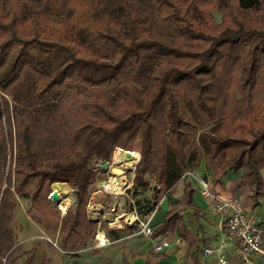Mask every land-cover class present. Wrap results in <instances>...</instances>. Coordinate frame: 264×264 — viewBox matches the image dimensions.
Instances as JSON below:
<instances>
[{
	"label": "trees",
	"instance_id": "trees-1",
	"mask_svg": "<svg viewBox=\"0 0 264 264\" xmlns=\"http://www.w3.org/2000/svg\"><path fill=\"white\" fill-rule=\"evenodd\" d=\"M210 2L219 12H264V0H0V264H38L37 244L22 250L12 228L20 199L44 232L58 231L61 249L83 247L94 233L91 186L116 148L137 156L133 190L147 188L145 176L155 181L152 204L135 200L142 217V206L154 209L202 161L213 176L240 171L256 201L264 29L232 16L211 32L203 17ZM134 139L140 158L128 146ZM56 182L73 187L62 218L48 199ZM180 225L175 214L152 235Z\"/></svg>",
	"mask_w": 264,
	"mask_h": 264
},
{
	"label": "rangeland",
	"instance_id": "rangeland-1",
	"mask_svg": "<svg viewBox=\"0 0 264 264\" xmlns=\"http://www.w3.org/2000/svg\"><path fill=\"white\" fill-rule=\"evenodd\" d=\"M205 8L206 11L204 12L203 17L206 20V27L210 28L211 32H216L222 25L229 24L232 20V16L243 19L245 23H248L250 28L264 29V12L262 11L242 13L233 7L228 12H219L215 9L213 2L206 4ZM259 38L260 35H255L251 39V44H255ZM200 44L201 43H199L197 47H201ZM234 70L233 74H230L229 76L231 79L236 81L235 79L239 78L241 73L238 66H236ZM234 87L235 85L231 89ZM262 87H264V85H261V88ZM235 90H237L236 87L232 91ZM131 145L136 146L140 158L139 139H134L128 146ZM122 149L125 148H116L113 151L110 166L104 168L102 167V169L99 170V177L91 186L93 192L91 193V198L86 206V217L94 221V233L91 238L88 239L87 243L76 251L61 249L60 241L58 239V231L44 232L41 226L32 218L31 214L35 211L33 209L31 211L32 213L29 211L30 206L28 200H18V208L12 223V228L16 235V242L17 244H20L22 250H29L34 244H37L39 248L37 260L38 264H48L49 262L50 264H122L123 256H125V258L127 257L126 259L133 263L134 257L139 258V255L141 254L136 252V249L132 250L130 244H127L131 242L130 240L126 241L127 243L124 241L112 243L111 239L108 238L107 244L102 247L93 245V243L97 244L96 236L99 231H103L104 234H107L108 230H117L120 235H128L132 232V229L130 228V230L126 225L121 227V222L117 223V225L116 223L112 225L109 223L114 221V216L116 214L123 211H125V213L129 212L128 206H126L128 205V199L123 193H126L134 201L136 198H143L147 200L146 202L144 201L146 204H152L155 181L152 178L145 176L143 180L144 183H147V188L141 191V188L138 186L137 189L133 190L132 182L136 174V166L133 169L129 168L135 165L136 159H132L130 164L127 165H122V163L117 162L115 158L120 152H123L121 151ZM203 164H206L208 169H212L213 167L211 162H203ZM116 165L123 166V179L117 184L119 187L118 190L120 191L105 193L101 188V185L104 181L109 180L110 176L113 174L112 168ZM189 171V169H186L176 184L183 181L184 177H190L193 179V177L189 174ZM54 188L59 192L60 198L66 200L65 211H62L58 205L52 203L58 212L57 214L62 218L68 212L74 201L73 187L68 184H60L56 187L52 186L51 191ZM180 188L181 185H178L174 194H177V190L181 192L182 188ZM141 208V213L144 217H146V213L149 211L148 208L143 206ZM146 252H152V249H148ZM146 257L148 258V253Z\"/></svg>",
	"mask_w": 264,
	"mask_h": 264
},
{
	"label": "crops",
	"instance_id": "crops-1",
	"mask_svg": "<svg viewBox=\"0 0 264 264\" xmlns=\"http://www.w3.org/2000/svg\"><path fill=\"white\" fill-rule=\"evenodd\" d=\"M134 157L137 159L136 155ZM193 171L195 174L200 175L196 174L199 179L203 178L207 181L211 192L222 197L239 200L249 215H253L261 222H264V186L255 201L252 198L251 188L240 183V171H228L225 174L213 176L214 167L208 169V166L203 164V161ZM187 182L190 183L193 190L191 205L183 202L185 186L184 181H180V183L178 182L175 185L171 193L166 192L156 207L146 213V218L149 219V225L153 230L165 220H169L173 215H179L181 220L179 233L174 229L148 238L140 233L137 234L138 229L136 226H127L132 229L130 234H116L113 238H110L112 243L120 241L127 243L126 241H131L127 244H130L132 250L136 249V252L141 254L139 258H133L134 263L131 262L132 264H147L148 261H154L157 264H220L218 256L226 255L227 253H229V258H232L233 247L225 233L226 226L223 217L214 212L212 205L206 202L200 192V184L196 179L189 177ZM178 185H181L182 191L177 190V194H174ZM112 224L115 223L112 222ZM102 234L107 238L106 233L104 234L102 231ZM161 239H165L168 245L164 251L154 252L152 246ZM222 242L225 243V248L220 250V252L213 251L207 255L203 254V248L207 246L215 248ZM93 245L97 246L94 243ZM148 249H152V252H146ZM147 253L148 258L146 257ZM124 258L125 256H123Z\"/></svg>",
	"mask_w": 264,
	"mask_h": 264
},
{
	"label": "built area",
	"instance_id": "built-area-1",
	"mask_svg": "<svg viewBox=\"0 0 264 264\" xmlns=\"http://www.w3.org/2000/svg\"><path fill=\"white\" fill-rule=\"evenodd\" d=\"M110 163H108V167L110 166ZM135 166L136 164L129 169H133ZM189 174L200 184V192L206 199V202L211 204L214 212L222 216L225 221V233L233 247V256L232 258H229V253L226 255H220L218 256L219 263L264 264V222H261L253 215H249L239 200L230 197H222L219 194L211 192L207 181L203 178L199 179L193 170H190ZM101 188L105 193L113 192V190L106 187L103 183ZM123 194L126 195L128 204L131 205V210H129L128 213L123 211L116 214L114 216V221L119 219L122 224L121 227H123V225L136 226L138 229L137 234L140 233L143 236L150 238L153 229L149 225V219L142 217L136 210L135 201L126 193ZM124 217L125 219H123ZM109 223L112 224L111 222ZM96 241L97 246H104L107 244L108 239L105 236L103 239H99L98 236H96ZM167 245L168 242L165 239H161L157 244H154L152 248L154 252L158 253L164 251ZM224 248L225 243L222 242L215 248L207 246L203 248L202 252L204 255H207L213 251L220 252V250Z\"/></svg>",
	"mask_w": 264,
	"mask_h": 264
},
{
	"label": "bare ground",
	"instance_id": "bare-ground-1",
	"mask_svg": "<svg viewBox=\"0 0 264 264\" xmlns=\"http://www.w3.org/2000/svg\"><path fill=\"white\" fill-rule=\"evenodd\" d=\"M122 151L123 152H120L116 156L115 160H117V162L119 163H122V165L130 164L131 160L135 158L134 155L129 151H124V150ZM112 169H113V174L110 176L109 180H106V181L103 180L104 181L103 184L106 185V187H108L109 189H112L115 192H119L120 190H118L119 187L117 186V184L123 179V176H122L123 166L116 165ZM60 200L61 201L58 202V206L60 209H62V211H65L66 200L63 198H61ZM132 221H133V218H132ZM97 236L99 239H103L104 237L101 231L98 232Z\"/></svg>",
	"mask_w": 264,
	"mask_h": 264
},
{
	"label": "water",
	"instance_id": "water-1",
	"mask_svg": "<svg viewBox=\"0 0 264 264\" xmlns=\"http://www.w3.org/2000/svg\"><path fill=\"white\" fill-rule=\"evenodd\" d=\"M138 162V161H137ZM137 162L135 163V164H137ZM108 165V163L107 162H105L104 164H103V166L104 167H106ZM60 184H64V183H53V185L52 186H58V185H60ZM48 199L51 201V203H54V204H56V205H58V202H60L61 200V198H60V196H59V192L56 190V189H53L52 191H51V193L49 194V196H48Z\"/></svg>",
	"mask_w": 264,
	"mask_h": 264
}]
</instances>
